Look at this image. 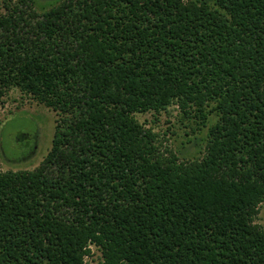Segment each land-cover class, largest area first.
<instances>
[{
	"label": "trees",
	"instance_id": "16d2710c",
	"mask_svg": "<svg viewBox=\"0 0 264 264\" xmlns=\"http://www.w3.org/2000/svg\"><path fill=\"white\" fill-rule=\"evenodd\" d=\"M36 4L0 14V103L58 117L38 167L0 172V264H264V0ZM174 102L219 114L201 159L134 116Z\"/></svg>",
	"mask_w": 264,
	"mask_h": 264
},
{
	"label": "rangeland",
	"instance_id": "374dc122",
	"mask_svg": "<svg viewBox=\"0 0 264 264\" xmlns=\"http://www.w3.org/2000/svg\"><path fill=\"white\" fill-rule=\"evenodd\" d=\"M16 1L0 0V14L7 13V6ZM61 1L37 0L36 7L38 11H44ZM213 106L209 104L205 108V117L196 112L186 114L175 102L165 110L137 112L134 116L156 133L161 150L173 151L180 160L189 161L201 159L206 153L210 128L219 117L211 110ZM57 117L52 108L31 94L17 86L10 87L0 103V172L38 167L52 147ZM255 223L264 228V201ZM90 247L91 254L85 257L86 263L100 264L101 249L94 244Z\"/></svg>",
	"mask_w": 264,
	"mask_h": 264
}]
</instances>
